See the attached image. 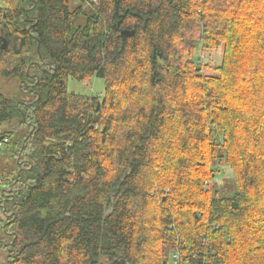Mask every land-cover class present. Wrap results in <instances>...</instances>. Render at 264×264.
I'll use <instances>...</instances> for the list:
<instances>
[{
    "label": "trees",
    "instance_id": "16d2710c",
    "mask_svg": "<svg viewBox=\"0 0 264 264\" xmlns=\"http://www.w3.org/2000/svg\"><path fill=\"white\" fill-rule=\"evenodd\" d=\"M0 77L3 264H264V0H23Z\"/></svg>",
    "mask_w": 264,
    "mask_h": 264
},
{
    "label": "rangeland",
    "instance_id": "374dc122",
    "mask_svg": "<svg viewBox=\"0 0 264 264\" xmlns=\"http://www.w3.org/2000/svg\"><path fill=\"white\" fill-rule=\"evenodd\" d=\"M23 0H8V3L5 0H0V7H5L11 5L12 7H17ZM81 5L85 10H89V5L87 3H79L75 4V6ZM208 58V61H207ZM202 62L206 63L209 61L214 62L215 64L220 63L221 52L212 53L211 56H207V53L202 55ZM68 89L70 92L86 95V96H102L105 93V83L102 79L95 78L90 85L83 84L82 82H78L76 80L70 79L68 84ZM0 94L5 98L12 100L16 103L22 102H30L34 99V94L27 93L21 89V83L18 79H6L5 77H0ZM15 127L14 124L11 125ZM9 124H4L1 129L7 130L9 129ZM18 133L22 132V130H18ZM4 152L0 153V170L2 173H8L12 171L15 166L12 160L7 159L4 155ZM219 183L222 185L224 183L223 180H228L232 182V175L228 171L222 172L218 176ZM223 182V183H222ZM230 187V185H228ZM231 188V187H230ZM9 243V238L5 240ZM6 258V251L0 249V264H3Z\"/></svg>",
    "mask_w": 264,
    "mask_h": 264
},
{
    "label": "built area",
    "instance_id": "2783aa9c",
    "mask_svg": "<svg viewBox=\"0 0 264 264\" xmlns=\"http://www.w3.org/2000/svg\"><path fill=\"white\" fill-rule=\"evenodd\" d=\"M92 1L97 2V0H92ZM9 142H10V140L8 138L0 140V149L5 147L6 145H8ZM176 259H178V257H176ZM176 259H175V261H176Z\"/></svg>",
    "mask_w": 264,
    "mask_h": 264
},
{
    "label": "water",
    "instance_id": "95a60500",
    "mask_svg": "<svg viewBox=\"0 0 264 264\" xmlns=\"http://www.w3.org/2000/svg\"><path fill=\"white\" fill-rule=\"evenodd\" d=\"M129 34H130V33H128V32H123V35H129ZM2 48H3L4 50L7 49V42H6V40H4ZM164 264H166V263H164Z\"/></svg>",
    "mask_w": 264,
    "mask_h": 264
}]
</instances>
